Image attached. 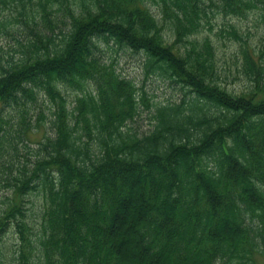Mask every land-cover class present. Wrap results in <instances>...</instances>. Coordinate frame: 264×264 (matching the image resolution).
I'll list each match as a JSON object with an SVG mask.
<instances>
[{"label": "trees", "instance_id": "obj_1", "mask_svg": "<svg viewBox=\"0 0 264 264\" xmlns=\"http://www.w3.org/2000/svg\"><path fill=\"white\" fill-rule=\"evenodd\" d=\"M156 4L173 31L171 45L146 0H0L2 11H17L0 15V24L24 25L34 36L22 59L0 63V130L14 127L6 107L20 108L40 93L53 107V135L3 180L12 195L0 199V240L14 225L16 264H33L36 241L44 264H255L252 222L264 231V84L257 85L259 96L228 92L216 81L210 39L191 37L216 14L264 13V0ZM55 29L63 34L57 44ZM228 32L241 40L233 25ZM96 39L143 51L147 66L190 88L197 104L219 115L190 120L191 112L184 117L170 105L150 134L126 132L138 89L95 55ZM240 52L255 66L243 45ZM87 82L94 90L77 96L70 110L62 87L82 90ZM170 116L182 122L173 125ZM83 137L96 140L98 154ZM32 191L42 199L38 236L27 223L25 196Z\"/></svg>", "mask_w": 264, "mask_h": 264}, {"label": "rangeland", "instance_id": "obj_2", "mask_svg": "<svg viewBox=\"0 0 264 264\" xmlns=\"http://www.w3.org/2000/svg\"><path fill=\"white\" fill-rule=\"evenodd\" d=\"M80 5L81 0H76ZM157 1V0H156ZM155 0H146V5L157 18L163 23V37L168 45L174 40L173 31L170 26L162 20L160 5ZM73 2V0H72ZM15 5L14 3H12ZM74 7L75 4H73ZM0 5V15L11 13L17 16L13 6H8L2 11ZM1 19V18H0ZM14 22V20H11ZM165 22V23H164ZM4 25V26H3ZM211 25V26H210ZM210 25L203 22L200 31L191 38L199 39L209 38L215 48V65L217 83L224 87L228 92L234 94L252 92L258 94V86L264 84V13L258 9L250 10L245 16H223L216 14L210 19ZM233 25L241 36V40H233L230 36V26ZM31 26L33 24L31 23ZM38 29V28H36ZM67 32V26L63 28V33ZM54 44L59 43L63 38L57 29L53 32ZM27 40H34L31 29L24 25L12 23L6 25V22L0 24V63L7 66L10 63L22 59L26 54V48L23 47ZM240 45H243L249 55L252 57L255 66H247L244 57L240 52ZM182 50L189 45L179 44ZM95 55L107 64H112L116 72L125 79L132 81L138 89V110L133 119L127 122L124 129L130 134L143 137L150 134L159 123L162 116L161 111L170 106H178L181 114L192 113L190 120H194L205 114L219 115L218 109L199 104L196 108H191L194 93L190 88L184 86L181 82L167 74L147 66L146 55L143 51L133 50L127 46H120L113 41H104L96 39ZM94 90L92 82H87L82 90L73 89L67 86L62 87L66 96L68 108L71 110L75 104L76 97L84 91ZM145 93V99L142 100V94ZM197 104V105H198ZM52 104L46 95L39 94L36 101H29L24 106L17 108L15 106L6 107L4 115L13 118L14 127L3 133L0 130V199L6 200L11 196V189L6 187L4 179H11L17 174V169L29 164L34 160L35 151L46 135H53L51 128ZM205 111H204V110ZM22 110V116L19 114ZM197 115V116H195ZM212 116L210 118H212ZM171 116L167 121L177 124L182 122L181 118L173 120ZM123 129V131H124ZM82 131V130H81ZM198 132V127L192 129ZM91 147L92 155L98 154L96 140L89 137H83ZM95 153V154H94ZM25 206L27 211V223L36 236L40 235L42 228V199L39 191H32L25 196ZM1 206V204H0ZM260 224V225H259ZM252 238L255 244L253 258L255 264H264V231L262 224L258 221L252 222ZM130 241V240H129ZM128 244L132 247L134 241ZM18 235L15 232L14 225H8L5 233L0 240V264H16L18 252ZM36 250L33 251V264H44L43 257L38 251L36 241ZM216 264H237V261H227L217 259Z\"/></svg>", "mask_w": 264, "mask_h": 264}]
</instances>
